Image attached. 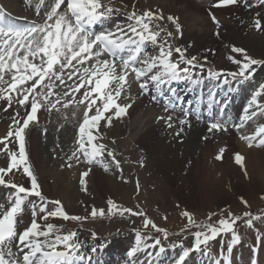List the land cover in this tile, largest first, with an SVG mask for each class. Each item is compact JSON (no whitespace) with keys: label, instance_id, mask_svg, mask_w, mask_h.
<instances>
[{"label":"snow or ice","instance_id":"1","mask_svg":"<svg viewBox=\"0 0 264 264\" xmlns=\"http://www.w3.org/2000/svg\"><path fill=\"white\" fill-rule=\"evenodd\" d=\"M29 3H33V0H29ZM241 3L248 8L252 6L249 0H217L214 6L227 7ZM111 4L112 0H48L46 7V0H35L37 15L46 7L43 23L24 27L7 22L5 14L0 11V100L6 102L4 111L12 107L13 102L24 109L22 117L20 112L15 113L12 130L0 139V145L4 146L0 151L6 152L10 159L7 167H0V186L14 190L9 197L7 209L0 206V264H89L94 254L104 247L82 242L77 232L63 233L49 222L50 218L86 221L89 217L69 215L59 200L48 201L28 163L26 130L30 124L38 122V113L42 109L49 113L53 109L59 111L57 105L64 109H83L82 120L78 123L76 147L67 157L68 168L73 167V161H83L89 166L100 164L108 171L109 165L105 163L107 155L111 157L115 167L120 169V161L100 142L103 139L100 125L104 122L110 127L113 118L120 119L127 114L131 103L118 101L122 94H125V87H130L129 75L134 74L142 93H147L151 85L159 96L170 94L164 111H175L179 108L182 118L178 123L181 127L175 133L179 136L184 131L183 126H191L190 117L194 116L196 121L202 119V105H206L207 113L212 117L218 90H223L225 86L230 87L232 81H249L255 74L254 66L264 65V60L253 59L247 55L245 49L233 46L234 53L244 56L243 62L233 60V63L238 65V71L206 69L197 57L189 58L185 55L187 49L173 46L171 40L174 33L159 23L165 19L162 12H137L133 8L131 12L125 13L128 21L126 25L116 24L113 29L95 32L94 27L97 24H104L119 12V9L113 8ZM256 17L253 27L258 31L264 29V17H261L260 13H257ZM167 20L173 23L177 33H181L178 18L168 16ZM212 20L219 25L214 15ZM216 34L219 35L218 32ZM149 44L157 47L156 54L145 55V48ZM174 53L176 59H173ZM206 59L205 57V61ZM6 74L9 79H5ZM205 80L212 82L207 99L205 100L201 93L195 102L188 101L187 107L183 106V98L178 96L173 85L186 82L198 87L203 85ZM152 99L157 100V96L153 95ZM262 101L264 83L259 85L248 101L240 124H231L230 118L226 117L224 108L221 107L218 113L220 118L209 122L207 131L227 132L229 126L239 131L258 114L264 116ZM72 115L75 117L76 112L73 111ZM158 119L165 120L167 128L174 127L171 114ZM12 137L18 141V151L8 149L7 141ZM203 138L208 139L207 136ZM241 139L247 141L249 147H252L254 142L256 146H264V124L258 126L254 134L242 135ZM224 151L225 149L221 148L216 159H222ZM244 161V156L235 154V162L244 168L247 175ZM21 167L23 173L30 178V187L13 183L10 177L6 179L9 173H13V170L20 171ZM90 172L91 167L82 172L81 185L86 183L84 178L88 177ZM29 197L38 198L40 203L37 204ZM108 203L113 205L111 200ZM243 203L247 205V201ZM49 204L55 205V209H49ZM26 209L31 211L32 218L27 226L19 230L18 224L23 222ZM123 211L132 215H144L143 212H133L131 209ZM38 212L42 214L39 220L43 221V224L38 222ZM104 214L103 209L93 208L90 211L93 218ZM183 216L187 218L188 228L198 230L194 233L195 243L192 248L185 249L183 244L179 245L182 254L176 264H185L192 251L206 254L211 241L229 234L231 239L227 251L231 252L233 246L241 240L235 231L238 221L243 220L248 228H254L255 221H264V215H253L251 212H245L242 216L229 212L225 218L214 223L211 222V216L208 223L195 221L188 211H185ZM143 226L145 229L151 226L156 232H162L165 240L168 239L167 231L159 228L152 220L145 219ZM96 239V235L92 234V240ZM149 240L153 242L148 243ZM176 246L172 245L173 248ZM151 249H158L157 254L166 251L159 237L146 236L136 230L135 246L127 252L128 257L135 259L129 264H147V261L140 260L137 254L143 253L150 258L153 255ZM215 264L222 262L216 260Z\"/></svg>","mask_w":264,"mask_h":264},{"label":"rangeland","instance_id":"2","mask_svg":"<svg viewBox=\"0 0 264 264\" xmlns=\"http://www.w3.org/2000/svg\"><path fill=\"white\" fill-rule=\"evenodd\" d=\"M19 4L20 2H18V5ZM201 4L202 3H200V5ZM261 9L262 11H264L263 8ZM142 11L143 10H141V12ZM170 11H171V15L177 16V12L175 11V9L173 11L172 10ZM184 18H185L184 22L187 25V30L189 31V33L190 32L193 33L195 28L194 27L192 28V25L196 21V19L195 18L190 19L191 17L189 18L187 14H185ZM199 19L202 20L201 22L204 26H206V24H209L210 22L208 16H205L202 19L198 18V20ZM223 25L225 27L226 26L230 27L236 24L231 21V23L224 22ZM212 26L214 27V25ZM212 26L211 28H207L206 26L205 29L211 32V30H214L215 28V27L213 28ZM249 26L250 27L243 33V36L245 38L247 39L260 38L264 40V29L258 31L253 27V24L252 25L250 24ZM181 39L185 40L188 46L192 45L193 43V41L190 39V36L189 38L183 36L181 37ZM201 51L197 52V55L199 54L198 57L203 62L205 61V54L208 51L207 49L206 50L203 49ZM246 52L247 55L252 57L253 59L264 60V55L261 53L251 51L249 49L246 50ZM202 54L204 55V57H200V55L202 56ZM230 57L233 56H231L230 54H227L225 56V58H227L228 61ZM241 57L243 58L242 60L243 62L244 56ZM211 62H214L211 65V67L213 68L223 67V65L219 63L217 58L211 60ZM230 64L232 65L227 66V69L225 68V70L232 71L238 67V65L235 63L233 64V62H230ZM254 68L256 72L254 74L253 80L257 83L256 87H259L258 84L260 83L262 84V82H264V65H255ZM153 110L154 108H150L146 110V112L142 115L141 112L136 113L138 116L136 115L137 117L135 123L139 122L138 121L139 119L140 121L144 119V122L141 124L139 128L141 134L145 133L148 125H152L153 127L155 126V123L153 122H151L150 124L148 123L150 119H148L149 115H147V112H152ZM127 119H122L119 125H121L122 122H125ZM261 120H263V117L261 118ZM128 121L130 122V119H128ZM195 124L196 125L194 127L186 131L185 134L182 133V135H186L187 133L191 135L192 132H195L194 133L195 138H193L191 143H189V147L192 150L197 151L198 154L200 151L199 149L200 145L202 143L206 144L207 141H210L211 145L213 146V149L216 150L221 144H226L229 146L228 150L224 155L223 160L218 161L217 159L216 160L212 159L213 158L212 157L209 158V160H205L204 162H201V166L205 170L204 172L209 174L211 176L210 179L216 182V186H215L216 192L211 194L210 197H208L209 195H206L207 191H209L211 188H208L210 184L205 185V176L200 175L198 177H194L190 179L191 178L190 169L191 167H193L192 166L193 161L192 159H190L189 155H188L189 159L186 158L187 154H185L184 147L179 150L180 158L181 157L183 158L184 156L183 159L185 161L182 168L183 171L177 169V166H173L174 170L168 172L166 170L169 169V167L166 166L165 163L163 162H161L160 165V160L154 158L155 156L157 157L155 152L159 149V147L157 146L149 147L146 144L140 142L138 139L132 138L131 134L128 133L124 134L123 132L118 131L117 134H115L113 137L110 138L116 137L115 139H113L114 140L113 146L118 148V149L116 148L117 149L116 155L121 156L120 159L118 160L120 161V169H122V171L120 169H117L115 165L111 162L112 169L110 170H112L115 174L109 173V171L108 173H104L102 171V173L111 177L117 176V180L121 184V188L116 190V192L109 191V189L107 188L106 189L102 188L101 194H98L99 196L96 199H93V195L87 196V189L89 186L92 185L90 180V175L89 177L85 178L86 183L84 185H81V183L78 181L77 178L78 169L77 171L76 169L75 170L71 169L70 170L71 172L74 171L73 174H70L71 177L73 178L76 176L74 179L75 181L77 179V181L79 182L77 187L78 196L76 203L78 205V208L72 210L68 209L67 211V207H66V211L69 215H77L82 217L88 216L89 219L86 221L69 220V222L68 221L63 222L62 224L64 225L63 229L68 230V232L75 230V232L77 233L79 230L86 229L85 231H87L93 229L96 235H99V237H103V238L107 236L111 237L116 235H122L129 238L130 236H126V235L130 234L132 235L131 239L133 237V234H135L136 230H141L145 232V234L144 233L143 234L146 236H151L154 238L159 237L162 243H164V245L168 249H176V248H181L179 247L180 244H183L184 246L185 242H187L189 238L192 239V243H195L194 233L198 229L188 228L187 218L183 216V213L185 211L190 212L194 220L199 223L210 222L208 220L209 216H211V222L214 223L219 219L225 218L227 216V213L229 212H232L238 216H242L243 213L245 212H251L253 215H264V180L263 181L258 180L253 183V185L256 184V186H254L253 193L251 192L252 186L246 185L250 181L249 178L250 173L248 172L249 170L247 169L248 165L246 161V156L242 152V147H247V149H250L251 147H249L246 144H241V142H239L238 140L235 141L234 137L230 138L228 134L224 137L222 136L223 138H219L218 142H214L213 139H208L205 142H203L201 139V135L204 134L205 129H203L201 125L197 123ZM161 126L163 127L164 125L161 124ZM258 126H259V122L253 128H257ZM59 132L60 131H56V127L53 126L49 130L48 135L44 138V141L41 140L43 142L42 147L44 148L43 158L45 159L48 158L50 162L52 161L49 164V168L51 167L50 169L54 171L55 174L54 176L57 175L58 179H59L58 176H60V174H63L62 172H64L65 170L62 169L58 170V166L55 162L56 159L52 158L53 152L49 150L53 149L54 137L58 136ZM33 133L37 135L36 132L33 131ZM0 135H2V133ZM37 137H38L37 140H39L38 135ZM230 139L231 141H229ZM110 140H105V141L109 142ZM182 150H184L183 151L184 153L181 152ZM237 150L242 154V156L245 157L244 165L247 169V175H245L244 168H242L240 165H238L236 162L233 161V153ZM259 150H261L263 152L262 154L264 155V147H260ZM261 161H263V159ZM53 162L55 163L53 164ZM181 166L179 168H181ZM187 174L189 175L188 177L189 181H183L179 177L176 178V176H181V175L186 176ZM54 176L48 175L46 177V180L49 181L51 187L54 185L55 182ZM174 177H175V181L172 180V178ZM260 178L262 179V177ZM200 187L202 189H205V191L200 189ZM205 187H207L208 189ZM198 191H202L204 195L207 197L208 201L214 202V204L210 208L205 205L204 206L201 205L203 199L206 198H204L205 197L204 195L199 194ZM44 197L48 201L59 200V199H54V195H49V197L47 196ZM90 198H92L93 200H91ZM36 200H38V198ZM109 200L113 202V205H115V207H113V205H109L108 203ZM243 201H247V205H245ZM60 202L62 203V201ZM65 206L66 205H64V207ZM93 208L97 210L103 209L105 214L103 216L97 215L95 218H93L90 216V211ZM124 209H131L133 212H143L145 213V215L143 216L132 215L129 212H124L123 211ZM29 217L30 218L28 219L27 222L31 220V216ZM145 219L152 220L159 228L166 230L168 233V239L165 240L163 237V233L156 232L155 229L151 228V226L145 229L143 226ZM49 222L53 223L54 225L56 224V226L61 225V223L57 222L56 220H52ZM254 224H255L254 228H248L244 224L243 220L238 221L235 226V231L240 235L241 239L244 238V241H246V237L251 238V240H253L254 237L256 238L258 235H262V237H264V221H255ZM61 229L62 228H60V230ZM230 239H231L230 234L227 236L218 237L217 240L211 241L210 245L214 246V244H217L219 242L221 243L224 242L225 244H228ZM119 241H121L122 244L125 245V243L122 240H118L117 243ZM188 244H190V241L188 242ZM172 245H177V246L173 248ZM242 256L244 257L245 255L244 254L241 255V259ZM248 257L246 261H249ZM206 261H208V259H206ZM239 263L243 264L242 262ZM261 263H263L262 260Z\"/></svg>","mask_w":264,"mask_h":264},{"label":"bare ground","instance_id":"3","mask_svg":"<svg viewBox=\"0 0 264 264\" xmlns=\"http://www.w3.org/2000/svg\"><path fill=\"white\" fill-rule=\"evenodd\" d=\"M2 1L5 4V6L11 11L19 12L21 9L20 4L18 5V2H20V0H2ZM119 1L122 2V6L120 7L121 9H123L122 11H120L122 14V18L126 19L125 13L131 12L133 10L132 0H119ZM206 2H207L206 0H202V1L200 0V3H206ZM250 4L252 5L253 2H251ZM261 8L257 7V9H255L253 5L250 8H247L245 6L243 7L238 6V9H237L238 13L235 15H231V18H227V15L231 14L232 7L223 8V9H212L213 13H215L218 17H220L223 23L224 22L231 23L232 21L236 24L234 26L224 27L218 32L219 35H217L214 32V30H211L210 32V31H207V29H205L206 26L207 28H211L213 24L209 22V24H206V26H204L201 22L202 20L200 19L198 20V18L202 19L203 17L207 16L208 11L206 10L204 6L202 7V5L196 3L195 1H192V0H139L138 3L135 5V10L137 12H141V10L143 11L151 10L157 13L162 12L163 16L164 14H167V16H164L166 17V20L165 19L162 20L160 24H162V26H164L167 30L172 31V32L175 31L174 30L175 26L173 25L171 21L167 20V17L172 16V17L178 18L179 23L183 25L181 29V33H180L181 37L185 36L186 38L187 37L189 38L190 36V39L193 41V46H188L185 40H182V39L179 40L176 37H174L171 40L175 42L173 43V46L179 44L180 45L179 47L187 49L186 54L189 55L187 56L189 58L197 54V52L203 49L205 50L207 49L208 52L205 54V56L208 57L210 60H214L217 58L219 63L222 64L224 68L226 66H230L229 61L227 60V58H225L227 54H232L234 57L240 56V53H234L232 51L233 46L243 48L245 50L249 49L251 51H255V52H258L264 55V40L260 38H248L247 39L243 36L244 31H246L249 25L252 22H254V20L257 18L256 17L257 13H260L261 17L264 16V11H262ZM174 9L177 12V16L171 15L170 10L173 11ZM209 10H211V8H209ZM185 14H187L189 18L191 17L190 19H194V18L196 19V21L192 25V28L193 27L195 28L193 33L191 32L189 33V31L187 30V25L184 22ZM244 97H245L244 94H242L240 99L242 100ZM144 104H145L144 98L136 100L134 103H131V107L129 108L128 114L124 115L120 119H113V123L110 127L105 125L104 122H101L100 129L103 135V139L110 140L112 139L110 137H113L115 134L118 133V131H121L124 134H127V133L131 134L132 138L138 139L140 142L146 144L149 147H153V146L159 147V149L155 152L157 157L155 156L154 158L160 160V165H161V162L165 163V165L169 167V169L166 170L168 172L174 170L173 166H177V169L183 171L182 168H183L185 161L183 159L184 156L183 158L182 157L180 158L179 150L184 147L185 154H187L186 158L189 159L188 158V155H189L190 159H192L193 161V165H192L193 167H191L190 169V172H191L190 179L194 177H198L200 175L205 176V185L210 184L208 188H211L209 191H207L206 195H209L208 197H210L211 194L216 192L215 191L216 182L210 179L211 176L209 174L204 172L205 170L202 168L201 162H204L205 160H209V158H212L216 153V149H213L211 142L207 141L206 144L202 143L200 145L199 154L197 153V151L192 150L189 147V143H191L192 139L195 138V135H194L195 132H192L191 135H189L188 133L186 135H182V132H181L180 135L177 136L175 133L179 131L178 127H176L174 130L172 129L168 130L165 126L162 127L161 126L162 121L161 120L158 121V117L155 118V116H158L159 113H161L160 109H158L157 112L155 109L152 112H147V115H149L148 119H150L148 123L150 124L151 122H153L155 123V126L153 127L152 125H148L145 133L141 134L139 131V128L141 124L144 122V119L140 121V119L138 118L139 122H136V123H135V120H136V117L138 116L136 113L141 112L142 108H144ZM239 108L240 106L237 105L236 109L238 110ZM73 111H75L76 114L79 113L78 110L71 109L70 111H68L69 116L73 117L72 115ZM262 117H263V120H261ZM127 118L130 119V122L128 121ZM122 119H127V120L125 122H122L121 125H119ZM260 123L264 124V116H260L259 126L262 125ZM30 126L26 130V133H27L26 140H28L29 145H30V148L28 149V160L34 163L37 168L35 175L40 185V190L42 194L47 197H49V195H54V199H59L60 201H62L61 204L66 205L67 209L72 210V209L78 208V205L76 203H77V196H78L77 187H78L79 180L77 181L76 179L75 181L74 178L76 176L72 178L70 175L72 172L68 169H65V171L62 172L63 174H60V176H58L59 179L57 178V175L54 176L55 175L54 171L50 169L51 167L49 168V164L52 161L50 162L48 158L46 159L43 158L44 148L42 147V144L40 143V141L37 140L38 138L37 135L34 134L33 131L30 132ZM3 129L5 130V128ZM256 129L257 128L250 129L247 133L255 132ZM226 135L227 134L225 133L223 137ZM228 136L230 138L234 137L232 132H230V130L228 131ZM182 138L184 139L183 141H182ZM234 140H237V139L234 138ZM62 141L65 147V145H67L65 142L66 138H64ZM229 141H231V139ZM241 144H244V143L241 142ZM242 152L246 156V161L248 165L247 169L249 170L248 172L250 173L249 183L251 184L248 183L246 185L252 186L251 192L253 193L254 186H256V184L253 185V183L258 180H262V181L264 180V155L262 154L263 152L257 148L247 149V147H242ZM262 159L263 161H261ZM61 162L63 164V160ZM180 166L181 168H179ZM75 169L77 171L78 168L74 167L73 170ZM48 175L55 177V182L52 187L50 186L49 181L46 180V177ZM187 175L186 176H183V175L176 176V178L179 177L183 181H189L188 179L189 175L188 176ZM15 177H19V179L24 178V177H20L18 173ZM114 177L103 174L102 172H100L97 165H94L92 168V171L90 172V180H91L92 185L89 186L87 189V196L93 195V199H96L99 196L98 194H101L102 188H105V189L107 188L109 189V191L116 192V190L121 188V184L118 182L117 176H114ZM260 177H262V179ZM172 180L175 181V177L172 178ZM200 189L202 188L200 187ZM202 190L205 191V189H202ZM198 193L201 195H204L202 191H198ZM204 198L206 199H203L201 205L202 206L205 205L210 208L214 204V202L208 201L206 196ZM90 199L93 200L92 198ZM56 221L60 222L59 220H56ZM29 222H27V224ZM83 237H85L84 234H82L81 238ZM250 239L251 238H249L248 241H251ZM85 241L87 242V240ZM87 243L92 244V243H95V241H93L92 238H90L89 242ZM109 248L112 250L113 248L114 250L117 248L116 253H121L122 249L124 250L125 245L122 244L121 241H119L117 244H113V246ZM190 248H192V245L190 246ZM261 252L264 253L262 247H261ZM241 253L242 254L240 253L239 254L240 255L244 254L245 256L244 257L242 256V259H240V262L245 264L244 261H246L247 257L250 256L251 253H249L246 248H243ZM176 255H177L176 256V260H177V257L180 254L177 252ZM259 255H261V253ZM202 259L204 262L206 261L204 256H202ZM258 260L259 259L257 258V261ZM261 260H262V257L260 258L259 264H263L261 263ZM237 264H241V263L237 262Z\"/></svg>","mask_w":264,"mask_h":264}]
</instances>
